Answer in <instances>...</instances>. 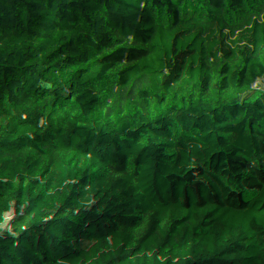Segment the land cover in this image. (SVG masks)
<instances>
[{
    "label": "trees",
    "instance_id": "16d2710c",
    "mask_svg": "<svg viewBox=\"0 0 264 264\" xmlns=\"http://www.w3.org/2000/svg\"><path fill=\"white\" fill-rule=\"evenodd\" d=\"M0 264H264V0H0Z\"/></svg>",
    "mask_w": 264,
    "mask_h": 264
},
{
    "label": "rangeland",
    "instance_id": "374dc122",
    "mask_svg": "<svg viewBox=\"0 0 264 264\" xmlns=\"http://www.w3.org/2000/svg\"><path fill=\"white\" fill-rule=\"evenodd\" d=\"M5 85H6V83L4 85H2V86H5Z\"/></svg>",
    "mask_w": 264,
    "mask_h": 264
}]
</instances>
